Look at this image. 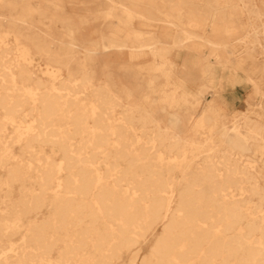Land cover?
Instances as JSON below:
<instances>
[{
	"label": "bare ground",
	"instance_id": "6f19581e",
	"mask_svg": "<svg viewBox=\"0 0 264 264\" xmlns=\"http://www.w3.org/2000/svg\"><path fill=\"white\" fill-rule=\"evenodd\" d=\"M69 1L0 0V264H264V13L105 0L92 39Z\"/></svg>",
	"mask_w": 264,
	"mask_h": 264
},
{
	"label": "rangeland",
	"instance_id": "374dc122",
	"mask_svg": "<svg viewBox=\"0 0 264 264\" xmlns=\"http://www.w3.org/2000/svg\"><path fill=\"white\" fill-rule=\"evenodd\" d=\"M105 3H106L105 0H73V1L66 2L64 5V9L66 12L75 13L80 17L86 16V18H85L86 22H85V24L82 25L83 34L88 38L91 37L92 39L93 38L98 39L101 35H103V36L108 35V26L102 21L101 18L96 16V15H98V10L105 9V5H106ZM32 4H35V3H32ZM251 4H257L258 8L264 13V5H262L259 0H252ZM91 17H95V19H93L91 21ZM247 17H248V15L246 12L237 13L235 20L237 23L247 24V21H248ZM36 18L38 20L40 19V17H37V15H36ZM55 26H56V29L53 31V33L56 35H60L61 34L59 31L60 25L57 24ZM134 26H137L136 22H135ZM38 27L44 29L45 25H39L38 24ZM143 30L146 31L147 28L143 27ZM235 46H236V49H238V51L240 52L241 51L240 48L242 45L238 46L236 44ZM207 53H208L207 50H204L203 53H201L199 56L202 57ZM101 58H102L101 60L103 63H105L107 61V55L102 54ZM256 59H257L258 63L261 62L260 56H256ZM35 61L37 64L40 65V67L43 66L42 65L43 64L42 59L35 57ZM111 61H112V63L110 64V68L98 66V64L96 66L92 67L95 70V72L97 73V77H105L109 83L114 84V87H116L118 89L133 88V87H136V85H138V82H140V80L138 79V74H137L138 69L141 67H143V69L146 68L147 64L150 61V57L147 55L145 57L127 62V58L124 56V58H121V59L111 58ZM125 62H127L129 64L126 67L128 75L124 74V71L122 70V68L120 66L121 64H123ZM242 77H243V75H241V78ZM232 90L233 91L237 90V91H235L234 95L229 94L227 96L228 102H232V103L235 102V105L238 107V109H240V108L242 109L243 108L242 107V100H243V98H245L246 96H248L250 94V87H248V86L245 87L242 84H239L236 87L232 88ZM43 213L44 214L46 213L45 210H43ZM147 251H148V245H142L140 250H139L138 260L143 255H145ZM122 261L127 262L128 256H124Z\"/></svg>",
	"mask_w": 264,
	"mask_h": 264
}]
</instances>
